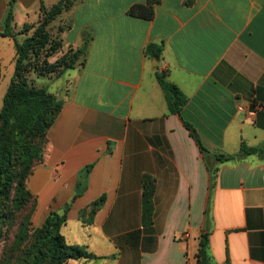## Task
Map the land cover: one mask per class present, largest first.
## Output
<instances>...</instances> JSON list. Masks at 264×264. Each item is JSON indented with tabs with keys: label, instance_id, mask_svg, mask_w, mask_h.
Listing matches in <instances>:
<instances>
[{
	"label": "crops",
	"instance_id": "1",
	"mask_svg": "<svg viewBox=\"0 0 264 264\" xmlns=\"http://www.w3.org/2000/svg\"><path fill=\"white\" fill-rule=\"evenodd\" d=\"M58 1L0 0L2 76L4 55L10 50L13 74L17 56L5 34L23 41L41 4ZM73 2L54 22L70 24L63 52L89 40L83 63L64 74L71 86L28 180L33 225L70 204L62 234L96 259L66 264H197L204 233L211 264H264V153L218 158L264 145V0H161L151 20L128 14L147 0ZM152 43L164 47L160 60L146 54ZM158 75L188 97L180 115L169 111ZM88 165L87 187L72 202ZM146 176L155 180L152 224Z\"/></svg>",
	"mask_w": 264,
	"mask_h": 264
},
{
	"label": "trees",
	"instance_id": "2",
	"mask_svg": "<svg viewBox=\"0 0 264 264\" xmlns=\"http://www.w3.org/2000/svg\"><path fill=\"white\" fill-rule=\"evenodd\" d=\"M161 0H147L146 5L132 6L128 14L146 20L155 15V7ZM73 0H59L51 7L41 4V18L34 25L24 28L27 36L18 41L11 33L16 47L15 71L3 97L0 110V264H66L70 260H92L96 256L86 246L69 244L62 234L67 223V212L51 211L41 226L32 222L37 208V198L28 189V180L34 169L42 163L47 144V134L56 122L63 102L46 87H37L29 75L45 76L64 74L83 63L86 44L79 49L68 48L63 52L64 40L61 33L70 24L61 25L54 33L53 23L64 11H68ZM11 15V14H10ZM164 51L162 44H149L146 54L160 60ZM57 57L55 62L50 59ZM169 111L180 115L188 103V97L166 76L158 75ZM191 136L204 155L210 154L196 129L184 122ZM264 153V145L256 148L241 147L238 155L218 156L221 161H232L237 157ZM93 165L83 168L79 174L76 194L72 202L87 187V180ZM143 210L146 223H153L155 180L149 176L143 183ZM105 203V197L95 201L89 208L92 218ZM87 212V210L83 211ZM209 236L202 234L196 255L197 264H211L208 253Z\"/></svg>",
	"mask_w": 264,
	"mask_h": 264
},
{
	"label": "rangeland",
	"instance_id": "3",
	"mask_svg": "<svg viewBox=\"0 0 264 264\" xmlns=\"http://www.w3.org/2000/svg\"><path fill=\"white\" fill-rule=\"evenodd\" d=\"M67 23L68 22L66 19L58 23H53L55 29L54 33L57 32L59 26L65 25ZM7 53L4 55V60L2 61V64L4 66L3 76L0 70V109L3 104L4 94L7 90L8 84L10 82L14 70V64L12 63L10 50ZM56 59L57 57H53L50 59V62H55ZM64 74L53 73L50 75L38 77L34 73H31L29 75V80L37 87H46L49 90V92H51L56 98L59 99V94L61 92H65V90L68 88L69 85L71 86V83L69 84L68 82L67 84L66 82L63 81L65 79Z\"/></svg>",
	"mask_w": 264,
	"mask_h": 264
},
{
	"label": "built area",
	"instance_id": "4",
	"mask_svg": "<svg viewBox=\"0 0 264 264\" xmlns=\"http://www.w3.org/2000/svg\"><path fill=\"white\" fill-rule=\"evenodd\" d=\"M239 109H240V110H243L242 107H239ZM259 109H261V107H258L257 109L250 111V114L255 115L256 112H257Z\"/></svg>",
	"mask_w": 264,
	"mask_h": 264
}]
</instances>
